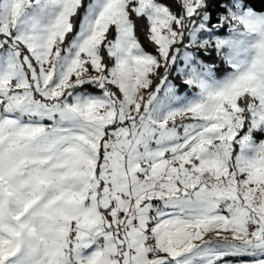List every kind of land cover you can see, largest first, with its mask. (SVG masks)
Masks as SVG:
<instances>
[{"label": "snow or ice", "instance_id": "obj_1", "mask_svg": "<svg viewBox=\"0 0 264 264\" xmlns=\"http://www.w3.org/2000/svg\"><path fill=\"white\" fill-rule=\"evenodd\" d=\"M0 264H264V0H0Z\"/></svg>", "mask_w": 264, "mask_h": 264}]
</instances>
